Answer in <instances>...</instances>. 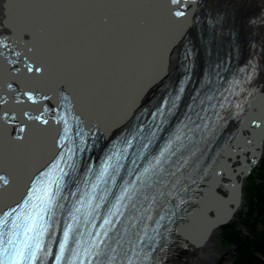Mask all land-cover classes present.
Returning a JSON list of instances; mask_svg holds the SVG:
<instances>
[{"label": "bare ground", "instance_id": "obj_1", "mask_svg": "<svg viewBox=\"0 0 264 264\" xmlns=\"http://www.w3.org/2000/svg\"><path fill=\"white\" fill-rule=\"evenodd\" d=\"M8 13L5 25L0 5L1 33L32 38L38 65L23 73L0 51V89L15 86L10 91L25 94L29 85L51 93L65 87L74 99L77 119L90 129L109 132L119 125L121 130L132 108L146 106L151 94L178 82L188 80L187 93L203 98L204 91L218 86L202 79L203 72L230 50L243 55L245 41L258 45L259 63L250 67L244 58L235 60L244 69L234 83L260 69L254 82L242 85L258 94L250 115L263 111L264 116V0H177L170 6L165 0H15ZM183 28L192 58L179 67L185 39L175 42L174 36ZM216 70L236 69L218 63ZM16 74L19 78L11 84ZM18 115L16 119L24 116ZM45 123L48 120L31 118L29 127L22 128L26 142L0 131V217L53 150V132ZM246 128L243 123L234 143L214 157L203 196L180 229L185 241L172 244L163 264H225L227 253L213 247L221 231L217 224L229 213L237 189L240 202L232 216L245 205L243 182L264 156V131L250 137L252 131Z\"/></svg>", "mask_w": 264, "mask_h": 264}, {"label": "trees", "instance_id": "obj_2", "mask_svg": "<svg viewBox=\"0 0 264 264\" xmlns=\"http://www.w3.org/2000/svg\"><path fill=\"white\" fill-rule=\"evenodd\" d=\"M256 174L258 171L253 172V176ZM259 174L263 175L264 169L260 170ZM247 190L250 210L248 215L241 219V222L244 227L254 229L255 226L264 224V185L252 181ZM255 214L257 215L254 216ZM261 234V231L255 232L256 242H252L250 236L243 235L242 230L234 223L224 226L222 233L224 241L236 247L232 264H264V233Z\"/></svg>", "mask_w": 264, "mask_h": 264}, {"label": "rangeland", "instance_id": "obj_3", "mask_svg": "<svg viewBox=\"0 0 264 264\" xmlns=\"http://www.w3.org/2000/svg\"><path fill=\"white\" fill-rule=\"evenodd\" d=\"M5 0H0V5H2L4 3ZM256 12V11H255ZM248 22H246V26H247ZM2 31V26L0 25V32ZM199 45L202 43H198ZM247 46V47H246ZM248 48V43L245 41L244 45L241 49L242 54L246 52ZM199 65H201V62L199 63ZM264 169V156L261 157L257 167H255L252 171H258V174L253 176V172L252 174H249L246 178L245 181L243 182V188H242V193L244 195V201H245V205L243 207H241V210L238 211V213L236 214V216H234L232 218V220L230 221V223H234L240 230H242L243 235L245 236H250V241L252 242H256L255 240V232H259L261 231V233H264V224H259L257 227L255 226V228L251 229V228H246L244 227L243 223L241 222V219L245 217V215H248V212L250 210V205H249V195H248V186L250 184V182L255 181L260 185H264V174L260 175L259 171ZM257 214H255L254 216H256ZM253 227V226H252ZM223 228L221 226V231L218 232V236L216 238V240L214 241V248L217 249L220 253H227L226 255V259H225V264H232L233 260H234V254L236 252V247L234 245L228 244L227 242L224 241L223 239ZM257 228V229H256ZM261 234V235H262ZM260 236V235H259Z\"/></svg>", "mask_w": 264, "mask_h": 264}, {"label": "water", "instance_id": "obj_4", "mask_svg": "<svg viewBox=\"0 0 264 264\" xmlns=\"http://www.w3.org/2000/svg\"><path fill=\"white\" fill-rule=\"evenodd\" d=\"M15 0H5L4 1V3L2 4V6L5 8V15H6V19H5V21H4V23H5V25L7 24V18H8V16H9V8L12 6V4H13V2H14ZM15 35V34H14ZM13 37V36H12ZM21 38L19 39V38H17L18 40H20L22 43H25V45H29V46H31V47H33L34 48V50H35V47H34V44H33V39L32 38H26V36H24V35H22V36H20ZM13 39H15V37H13ZM19 41V42H20ZM38 56V55H37ZM31 63V62H30ZM34 63V62H33ZM32 64V63H31ZM35 65H38V64H35ZM31 67H34V65L32 64V66ZM29 69H33V68H30L29 67ZM24 70H26V71H28L26 68L24 69ZM35 72V71H34ZM23 73H26L25 71L23 72ZM34 74V73H33ZM32 75V74H31ZM18 76V75H17ZM249 170V169H248ZM248 170L246 171V172H248ZM240 184V183H239ZM238 184V185H239ZM238 188V187H237ZM236 188V189H237ZM235 195H236V199H235V201H233L234 203H233V206L231 207V209H230V211H229V213L227 214V215H225L219 222H218V224L217 225H226L227 223H229L230 222V220H232V218H233V216H232V214L234 213V211L238 208V206H239V200H240V191H239V189H237V191L235 192ZM203 195H201V197H202ZM231 198H232V196H231Z\"/></svg>", "mask_w": 264, "mask_h": 264}]
</instances>
